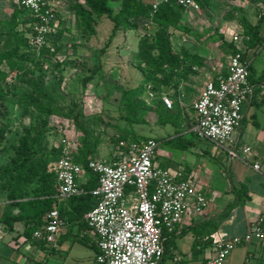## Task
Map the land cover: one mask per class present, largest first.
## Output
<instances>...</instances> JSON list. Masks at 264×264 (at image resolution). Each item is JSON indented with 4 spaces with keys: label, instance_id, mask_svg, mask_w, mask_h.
Wrapping results in <instances>:
<instances>
[{
    "label": "rangeland",
    "instance_id": "obj_1",
    "mask_svg": "<svg viewBox=\"0 0 264 264\" xmlns=\"http://www.w3.org/2000/svg\"><path fill=\"white\" fill-rule=\"evenodd\" d=\"M122 1L109 0L114 15L121 10ZM205 1L206 8L185 9L181 28L170 30L173 51L180 56L187 52L201 63L193 65L190 72L178 74L171 84L161 85L159 94H153L152 84H147L139 68L137 53L140 42L146 36L154 35L156 26L147 19H141L137 21V29L120 28L114 31L111 18L92 16V29H89L81 23L77 14L78 6L88 9L86 0H51L64 19V35L60 39L61 51L46 65L41 76L49 93L52 92L51 83H58L56 103L59 114L51 117L40 116L38 112L27 107L24 96L31 93L27 84L29 78H16L15 73L11 74L9 80L12 82V93L0 104V110L5 114L0 124L8 128L6 141L0 148V168L11 163L15 155L13 148L24 136V131L29 130L34 135L41 122H46L48 128L45 140L47 150L54 152L60 146L61 140L66 138L75 155L82 148L85 131L91 142H100L94 157L103 161L113 160L117 155V138L129 133L132 134V139L136 137L139 140L158 141L157 164L167 168V158L171 155L170 167L173 170L179 167L197 172L206 190L210 193L214 191L210 194V210L221 206L227 198V189L231 187L233 159L228 150L236 149L239 156L243 154L241 141H246L247 126L250 128L253 125L252 110L246 106L241 129L233 133L231 142L225 148H221L199 139L193 133V111L185 104H188L192 90L196 89L199 77L213 78L226 69L233 53L230 45L236 42V37L242 36V20L256 24L264 16V0ZM0 30L7 31L2 27ZM261 35L264 36V25L261 26ZM51 40L58 41L59 38L51 37ZM1 43V47L7 50L16 44V40L12 36L3 35ZM234 46L237 47L235 44ZM254 51L252 63L256 70L255 79L258 80L264 71V41ZM57 63L62 65L57 66ZM1 68L8 70L5 64ZM99 68L101 71H96ZM259 88L257 85L256 90ZM126 92L136 94L132 105H128L129 102L124 96ZM180 93L186 96L181 102L178 98ZM163 94H167L174 101L172 110L162 106L161 99L166 96ZM178 136L182 137L181 141H178ZM170 139H173L171 143L168 142ZM187 144L189 145L186 149L181 148ZM8 204L7 198L0 195V227ZM210 210L207 208L199 216ZM18 211L12 210L16 213ZM199 231L201 228L195 231L193 229L174 239V253L182 254L183 264H198V260H191V249ZM17 234L9 233L0 247L11 251L8 241ZM15 243L16 241L12 245ZM27 248L28 246L24 249ZM166 264L181 263L169 259Z\"/></svg>",
    "mask_w": 264,
    "mask_h": 264
},
{
    "label": "built area",
    "instance_id": "obj_2",
    "mask_svg": "<svg viewBox=\"0 0 264 264\" xmlns=\"http://www.w3.org/2000/svg\"><path fill=\"white\" fill-rule=\"evenodd\" d=\"M168 3L184 9L201 8L196 0H155L153 9L156 11L161 4ZM20 6L34 19L29 45L40 52L48 38L60 30V13L49 0H20ZM235 39L238 41L239 37ZM250 65L251 61L243 58L242 51L234 53L226 71L206 84L193 106L197 116L193 133L199 139L225 148L233 133L241 129L244 106L256 94V86L250 81ZM162 100L167 108L173 109L171 98L163 96ZM158 147L159 142L154 139L122 140L112 161L88 163V170L98 176V187L93 194L99 202L85 215L97 237V264H160L165 253L164 233L177 232L191 207L197 214L208 208L204 192L182 171L173 172L157 164ZM228 153L233 160L240 157L236 149ZM242 153L248 158L252 148L244 146ZM253 168L259 170L260 165L255 163ZM54 170L58 183L56 199L68 200L83 193L80 178L85 167L74 159L66 138L61 140L60 157ZM65 225L59 210L54 209L33 237L54 244ZM256 242L264 243V207L247 233L217 242L215 256L205 264H226L235 249ZM180 261L179 257L174 259L175 263Z\"/></svg>",
    "mask_w": 264,
    "mask_h": 264
},
{
    "label": "trees",
    "instance_id": "obj_3",
    "mask_svg": "<svg viewBox=\"0 0 264 264\" xmlns=\"http://www.w3.org/2000/svg\"><path fill=\"white\" fill-rule=\"evenodd\" d=\"M201 8H206L205 0H196ZM155 0L146 2L145 0H123L121 10L116 15L109 6V0H86L87 10L77 7L78 18L83 25L92 29V16H108L114 22V31L120 28L127 30L137 29V21L147 19L156 26V32L152 36H146L139 44L137 53L139 68L147 84H152L151 92L159 94V87L171 84L178 74H185L193 70V65H199L201 62L187 52L183 56L176 54L170 42V30H179L181 28V19L184 14V8L175 3L161 4L156 11L153 9ZM61 15V14H60ZM60 30L53 33L47 41V45L36 52L29 45V35L32 32L34 19L32 15L25 11L20 5L15 15L9 19L0 28V104L12 93L11 74L15 73L16 78L28 77L27 84L31 93L24 96L27 107L38 112L40 116L51 117L59 114L56 103L57 85L55 81L51 83L52 92L46 90V83L41 76L51 59L57 57L61 51V41L63 38L64 19L60 16ZM264 23V16H261L255 25L246 19L242 20V36L245 39L248 49L243 52V58L252 61L249 58V52L262 45L264 37L261 35L260 28ZM9 35L15 38L16 44L5 50L1 47V37ZM51 37H58V41L51 40ZM233 53L240 50L231 43ZM2 64L7 66V71L1 68ZM62 64L57 63V66ZM96 71H101L99 68ZM250 81L252 83L264 82V71L259 79H255L256 71L253 63L249 67ZM40 74L37 78L36 75ZM89 81V80H88ZM138 95V94H137ZM128 105H132L135 93H124ZM161 104L166 109L167 106L161 99ZM161 106V107H162ZM159 109V108H158ZM80 113V112H79ZM80 114H78L79 116ZM5 117L4 112L0 110V121ZM160 119V117H159ZM8 128L0 124V148L6 141V131ZM48 128L46 122H41L33 135L31 131L25 130L24 136L20 138L18 145L13 149L15 155L11 163L0 168V195H4L9 204L7 212L2 217V224L7 230H13L18 223L25 227L24 235L28 240L33 238L36 230L42 228L47 223L49 213L58 209L63 220L68 222L75 221L80 227L89 228L85 215L90 212L99 202V198L94 196L93 192L98 187V176L88 170L87 165L95 159L100 142L98 140L91 142L87 132L84 131L82 148L75 153L74 159L85 167L84 174L86 180L81 183L83 193L68 199V207L58 203L56 195L58 192L57 174L54 170V164L60 157V146L51 152L45 146ZM129 133L120 135L116 140V146L120 141L141 142L148 139L139 140L136 137L130 138ZM178 136V141H181ZM173 139L168 140L171 143ZM158 142V141H157ZM189 144L183 145L186 149ZM12 210H19L17 213ZM177 233H164L165 253L160 264H166L169 259L175 258L174 239ZM43 241V240H42ZM88 245L87 242L82 241ZM43 244V242H41ZM97 253L99 252L97 244L93 245ZM196 243L193 248H196Z\"/></svg>",
    "mask_w": 264,
    "mask_h": 264
},
{
    "label": "crops",
    "instance_id": "obj_4",
    "mask_svg": "<svg viewBox=\"0 0 264 264\" xmlns=\"http://www.w3.org/2000/svg\"><path fill=\"white\" fill-rule=\"evenodd\" d=\"M49 1L52 6H56L51 0ZM19 5L20 0H1V26L15 15ZM242 30H244L243 27ZM234 44L242 52L248 49L243 36H240ZM253 52L254 50L249 52V58L253 55ZM226 69L213 78L198 76L196 89L192 90L189 102L185 104L193 111L195 124L197 123V116L193 108L194 104L199 100L206 84L215 80ZM253 84L258 85L260 88L258 91L256 90L257 95L244 106V113L246 106L249 107L250 111L252 110L251 120L253 125L250 128L247 126L246 141H241L242 148L250 146L252 153L248 158L242 154L239 158L232 160L231 187L227 189V198L221 206H215L214 209L210 210L212 204L210 194L214 191L210 193L206 190L204 184L200 182L197 172L190 169H180L179 167L173 170L170 167L172 156L170 155L167 158V169L173 172L182 171L187 179L204 192L209 202L208 209L210 211L201 217L191 207L190 212L178 225L176 232L177 236H182L187 231L190 232L193 229L195 231L197 228H201V231L196 233L195 243L197 247L191 249L193 254L191 260H198V264H205L207 259L215 256L217 242L247 233L264 207V82ZM163 95L168 96L167 94ZM185 97V94L182 93L178 96L180 102ZM259 116L262 117L259 118ZM255 163L260 165L259 170L253 168ZM84 178H86L85 174L80 178V184L85 181ZM58 203L64 207L69 206L68 200H58ZM64 221L66 225L54 244L36 240L34 237L28 240L24 235L25 227L22 223H18L13 230H7L6 226L2 224L0 227L1 243L8 237L9 233L17 232L18 234L8 241L11 251L0 247V264H97V251L93 247L97 244L95 233L91 229L80 227L75 221ZM204 227L205 230L203 231ZM14 241L16 243L12 245ZM82 241L87 242L88 245ZM26 246L28 248L25 250ZM176 257H179L181 259L180 263L183 264L182 254L177 255L175 253ZM226 264H264V243L256 242L237 248L230 255Z\"/></svg>",
    "mask_w": 264,
    "mask_h": 264
}]
</instances>
